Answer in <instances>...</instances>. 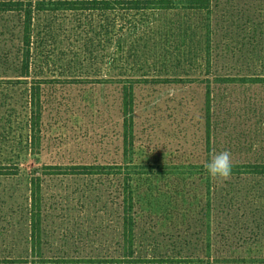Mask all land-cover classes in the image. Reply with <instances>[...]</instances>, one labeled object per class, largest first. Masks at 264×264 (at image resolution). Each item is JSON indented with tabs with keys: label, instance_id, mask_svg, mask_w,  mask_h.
Instances as JSON below:
<instances>
[{
	"label": "rangeland",
	"instance_id": "374dc122",
	"mask_svg": "<svg viewBox=\"0 0 264 264\" xmlns=\"http://www.w3.org/2000/svg\"><path fill=\"white\" fill-rule=\"evenodd\" d=\"M110 1L107 10H34L24 76L21 15L0 12V169L18 168L0 175V264L27 255L29 182L43 165L123 160L128 78L135 79L134 160L142 164L134 182L137 251L202 255L209 232L212 257L264 255V177L222 181L200 165L180 167L207 159L208 93L211 155L228 150L232 163L264 161V83L240 80L264 77V0H209L208 10L179 0L136 9ZM32 81L42 104L36 153ZM41 178L47 254L112 255L118 177Z\"/></svg>",
	"mask_w": 264,
	"mask_h": 264
},
{
	"label": "trees",
	"instance_id": "16d2710c",
	"mask_svg": "<svg viewBox=\"0 0 264 264\" xmlns=\"http://www.w3.org/2000/svg\"><path fill=\"white\" fill-rule=\"evenodd\" d=\"M151 0H118L124 8L136 9L145 8ZM156 0H153V2ZM164 3V8L172 5L171 0H159ZM184 7L191 9L208 10L209 0H179ZM25 0H0V12H11L21 15L20 24V49H19V73L21 76L28 75L31 64V43L33 32V11L59 10V9H80L107 10L112 8L110 0H37L28 4ZM152 3V2H151ZM50 4L51 7H48ZM219 79V78H217ZM230 79L229 77L224 80ZM121 116V158L120 162L115 163H80L71 165L46 164L39 169L38 174H33L30 178L29 188V208H28V237H27V255L16 257L15 259H3L5 263L17 262L18 264H264V255L261 254H231L220 257H212L211 239L208 237L205 242V251L202 255H143L137 251L136 235H135V197L134 182L138 181L137 176L142 172L136 169L142 168V164L136 163L134 160L135 134H134V92L133 83L135 79H123ZM158 80V79H156ZM240 80H249L254 83H264V77H241ZM155 79L148 82H154ZM147 82V81H146ZM210 95L207 98V116H208V136L206 140V151L208 152L207 161L212 157L210 142ZM29 128H30V148L33 152H37L40 146V124L42 121V104L40 84L32 81L29 93ZM201 163H180V167H196L200 165L202 168L205 164ZM16 167V166H15ZM13 172H2L0 175L16 174ZM66 175V176H97L112 175L118 177L120 184L118 186L117 206L118 216L116 224V248L113 249L112 255H81L77 253L70 257L63 253L49 256L47 254V241L43 229L44 222V198H43V181L41 175ZM254 175L264 177V161L260 162H233L231 175ZM209 181V179H208ZM209 228V223H207ZM46 238V239H45Z\"/></svg>",
	"mask_w": 264,
	"mask_h": 264
},
{
	"label": "clouds",
	"instance_id": "9594fccd",
	"mask_svg": "<svg viewBox=\"0 0 264 264\" xmlns=\"http://www.w3.org/2000/svg\"><path fill=\"white\" fill-rule=\"evenodd\" d=\"M203 167L210 177L227 181L232 171V154L228 150L214 153Z\"/></svg>",
	"mask_w": 264,
	"mask_h": 264
}]
</instances>
